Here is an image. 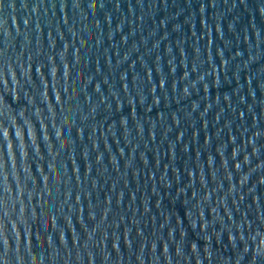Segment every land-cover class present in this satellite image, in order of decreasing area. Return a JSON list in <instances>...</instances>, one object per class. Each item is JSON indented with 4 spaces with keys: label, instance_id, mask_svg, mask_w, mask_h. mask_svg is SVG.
I'll return each mask as SVG.
<instances>
[{
    "label": "water",
    "instance_id": "water-1",
    "mask_svg": "<svg viewBox=\"0 0 264 264\" xmlns=\"http://www.w3.org/2000/svg\"><path fill=\"white\" fill-rule=\"evenodd\" d=\"M0 261L264 264V0H5Z\"/></svg>",
    "mask_w": 264,
    "mask_h": 264
},
{
    "label": "snow or ice",
    "instance_id": "snow-or-ice-1",
    "mask_svg": "<svg viewBox=\"0 0 264 264\" xmlns=\"http://www.w3.org/2000/svg\"><path fill=\"white\" fill-rule=\"evenodd\" d=\"M4 3H5V0H0V6L4 5ZM17 135H19V133H17ZM0 264H2V261H0Z\"/></svg>",
    "mask_w": 264,
    "mask_h": 264
}]
</instances>
